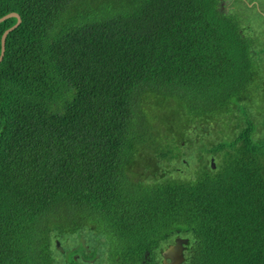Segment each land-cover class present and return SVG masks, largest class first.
Here are the masks:
<instances>
[{
    "label": "trees",
    "instance_id": "1",
    "mask_svg": "<svg viewBox=\"0 0 264 264\" xmlns=\"http://www.w3.org/2000/svg\"><path fill=\"white\" fill-rule=\"evenodd\" d=\"M255 1L0 0V264H264Z\"/></svg>",
    "mask_w": 264,
    "mask_h": 264
},
{
    "label": "water",
    "instance_id": "2",
    "mask_svg": "<svg viewBox=\"0 0 264 264\" xmlns=\"http://www.w3.org/2000/svg\"><path fill=\"white\" fill-rule=\"evenodd\" d=\"M8 17H16L17 22L5 30V32L2 35V48H1V54H0V62L2 61L5 53V44H6V37L8 33L17 27L21 22V17L17 12H10L2 17H0V22L5 20ZM212 166L215 167L214 162L212 161ZM188 243V238L185 237H178L175 242L171 245H169L165 250H163V257L164 262L163 264H181L184 260V248L185 245ZM170 259V261H168Z\"/></svg>",
    "mask_w": 264,
    "mask_h": 264
},
{
    "label": "flooded vegetation",
    "instance_id": "3",
    "mask_svg": "<svg viewBox=\"0 0 264 264\" xmlns=\"http://www.w3.org/2000/svg\"><path fill=\"white\" fill-rule=\"evenodd\" d=\"M245 1L248 3V6L250 7L251 11H253L254 9H257L258 11L261 12V7L258 5V3L255 0H245ZM263 35H264V33H263ZM254 38H255V36H254ZM260 40H262L260 37L256 39V41H260ZM178 237H180V236L175 237L171 242H169L167 244V246L165 248H163V250H165L169 245L173 244ZM185 249H186V245H185V248L183 251L184 253H185ZM163 250L161 251V255L159 257H157V259H155V260L152 259L150 256H147L148 253H146L145 264H163V262H164V257L162 255ZM184 257H185V254H184ZM168 261H170V259H168Z\"/></svg>",
    "mask_w": 264,
    "mask_h": 264
},
{
    "label": "rangeland",
    "instance_id": "4",
    "mask_svg": "<svg viewBox=\"0 0 264 264\" xmlns=\"http://www.w3.org/2000/svg\"><path fill=\"white\" fill-rule=\"evenodd\" d=\"M167 111H168L167 115L169 116L170 119H173V120L175 119V122H178L179 121L178 118L173 117V114L170 111V108L169 107H168ZM159 119H160V121L165 122V121L168 120V117L159 115ZM192 153L195 154V156H198L201 153V151L200 150L198 151L197 149H194L193 151H191L190 155L188 156L189 158H191ZM91 252L92 251H87V254L88 255H91L92 254Z\"/></svg>",
    "mask_w": 264,
    "mask_h": 264
}]
</instances>
